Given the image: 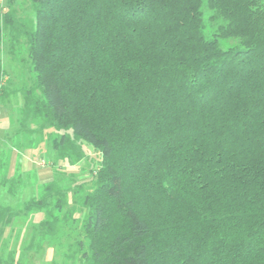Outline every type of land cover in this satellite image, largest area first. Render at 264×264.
Instances as JSON below:
<instances>
[{
    "label": "trees",
    "instance_id": "1",
    "mask_svg": "<svg viewBox=\"0 0 264 264\" xmlns=\"http://www.w3.org/2000/svg\"><path fill=\"white\" fill-rule=\"evenodd\" d=\"M30 1L31 25L0 14V42L23 35L34 73L18 130L40 119L65 157L83 156L76 141L101 157L84 264H264V0H206L209 36L203 0ZM3 75L0 58V102ZM20 177L0 175L7 195ZM55 181L0 204V240Z\"/></svg>",
    "mask_w": 264,
    "mask_h": 264
},
{
    "label": "rangeland",
    "instance_id": "2",
    "mask_svg": "<svg viewBox=\"0 0 264 264\" xmlns=\"http://www.w3.org/2000/svg\"><path fill=\"white\" fill-rule=\"evenodd\" d=\"M205 1H202L201 10L204 33L209 36L214 27L208 21L210 11ZM3 13H10L12 18L24 25H31L35 18L30 0H0V14ZM0 43L4 72L1 85L10 93L8 98L0 102V175L14 177L16 173L7 176L8 171L13 165L17 167L15 159H22L32 172L21 176L20 182L24 188H30L33 184L35 200L41 196L38 193L44 183L53 178L56 180L52 187L56 193L52 192L43 199L46 211L13 217L0 240V257L6 264H84L81 255L87 250L88 244L84 231L88 209L83 201L85 194L94 188V175L100 163V154L87 143L76 141L81 145L83 156L78 161L73 156L65 157L62 152L52 148L58 142L59 133L47 125L40 127V119L26 123L18 130L20 125L15 113L22 105L25 90L32 86L34 73L23 35L11 34L6 29ZM36 96H39L38 92H34ZM7 184L0 179V187L4 191ZM62 190L64 193L60 198L58 191ZM4 194H0L1 199ZM58 199L65 201L63 207L57 208ZM18 207V204L14 206L15 209ZM43 216L49 220L54 217L58 219L56 231L52 235L35 231L44 219ZM14 233H18V238H15Z\"/></svg>",
    "mask_w": 264,
    "mask_h": 264
},
{
    "label": "crops",
    "instance_id": "3",
    "mask_svg": "<svg viewBox=\"0 0 264 264\" xmlns=\"http://www.w3.org/2000/svg\"><path fill=\"white\" fill-rule=\"evenodd\" d=\"M12 121V120H11ZM16 153H14V156L15 157H17V154L15 155ZM12 160V159H11ZM14 162V161H13ZM15 162L17 163V167H14V165H13V168L12 169H9V171H8V174H7V176H10L11 174H15L16 173V175L17 174H19V175H21V176H25L26 175V173H30L31 174V172H32V170L29 168L28 169V166H26L25 165V163H24V161H22V159H17V161H16V159H15ZM36 174V173H35ZM29 176V175H28ZM36 176L37 175H35V178H36ZM40 177V179H41V176H39ZM33 185V184H32ZM32 185H31V187L29 188V186H27L26 188H24V185L22 186V183L20 184V187H19V190H20V192H19V194H18V197L17 198H15V197H11V196H9V195H6L5 196V192H3L4 191V189H2L1 187H0V194H2V196H3V194H4V197H3V199H1V197L2 196H0V204H10V205H20L23 201H25V200H27L28 198H30L31 197V195H33L32 194V192H34L33 191V189H32ZM21 193V194H20ZM4 233H5V231H4ZM16 236H15V238H18V233H14ZM1 240H2V238H1ZM1 245V244H0ZM1 249V248H0ZM8 254H10V253H8ZM7 254V256H9ZM0 255H2V253L0 252ZM12 264V263H11Z\"/></svg>",
    "mask_w": 264,
    "mask_h": 264
}]
</instances>
